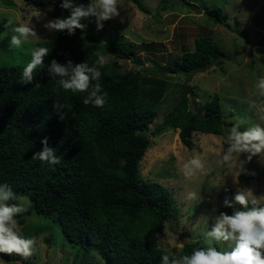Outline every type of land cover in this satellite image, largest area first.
Here are the masks:
<instances>
[{
	"label": "trees",
	"instance_id": "16d2710c",
	"mask_svg": "<svg viewBox=\"0 0 264 264\" xmlns=\"http://www.w3.org/2000/svg\"><path fill=\"white\" fill-rule=\"evenodd\" d=\"M25 1L38 11L48 9L54 17L69 12L60 8L62 0ZM127 1L143 14H151L140 0ZM88 2L75 0L76 4ZM181 2L194 6L187 0ZM205 14L216 24L229 27L222 8L206 9ZM239 25L235 20L236 30ZM81 33L79 29L72 36L66 31L52 32L40 46L49 54L44 67L34 70L32 83L21 82L23 67L0 69V185L10 186L15 194L11 204L27 193L32 206L24 215L55 214L66 239L97 252L104 264H160L162 255L173 257L158 246L155 236L176 219L174 198L161 184L143 182L138 175L139 163L151 143L149 126L169 84L154 74L190 77L221 65L226 54L213 37H200L193 51L184 52L164 70L155 65L146 67L137 57L138 44L132 41L90 40L73 45ZM96 52L113 58L99 68V83L107 93L102 108L85 105L88 93L65 92L47 75L53 59L60 64L87 62L91 67L96 63ZM120 60L133 62L137 69L123 72ZM191 92L192 87L184 85L180 102L154 129L153 136L167 128L178 129L181 143L191 150L194 134L223 135L229 124L219 95H213L202 111L195 112L190 110ZM57 101L65 105L60 114L53 109ZM45 137L60 158L57 165L33 159L43 150L41 140ZM246 177L252 179L256 174ZM221 212L231 215L233 209ZM196 248L201 247L184 244L177 258ZM12 255L0 254V260L10 264Z\"/></svg>",
	"mask_w": 264,
	"mask_h": 264
},
{
	"label": "rangeland",
	"instance_id": "374dc122",
	"mask_svg": "<svg viewBox=\"0 0 264 264\" xmlns=\"http://www.w3.org/2000/svg\"><path fill=\"white\" fill-rule=\"evenodd\" d=\"M140 1L150 15L143 14L127 0H118L119 16L105 22L100 31L96 29L94 18L82 20L87 27L72 44L85 45L90 40L132 41L138 44L137 57L146 67L155 65L164 70L184 52L193 51L195 40L200 37H213L226 54L221 65H212L190 77L154 74L164 77L169 84L156 107L157 117L149 126L147 134L151 143L139 163L138 175L143 182L161 184L174 198L176 219L164 225L155 241L161 249L177 258L184 246L183 238L196 247L206 246L203 233L211 229L215 217L224 209L225 197L231 199L238 190L251 189L249 199H255L256 205L264 207V155L254 156L249 161L246 154H241L230 167H221L217 163L222 150L227 147V130L242 121L243 131L261 123L260 117L264 115V97L255 95V84L264 77V0H187L194 6L181 0ZM214 7L224 10L229 27L216 24L207 17L205 10ZM69 15L70 12H63L54 17L48 9L38 11L25 0H0V25L3 28L0 30V69L25 68L31 60L32 50L39 48L52 34L44 24ZM9 18L14 21V26L25 24L37 35L29 37L20 48H11V35L15 33L5 27ZM235 20L240 24L238 30ZM112 60V56L107 57V63ZM120 64L123 72L137 69L131 61L120 60ZM184 85L192 87L189 94L191 111H202L204 103L213 95H219L224 119L229 124L223 135L194 134L191 150L181 143L178 129L167 128L157 136L152 135L180 102ZM197 155L205 169L192 179H185L182 166ZM252 173L256 177L248 179L246 175ZM190 192L197 193L200 199L189 200ZM15 204L26 210L32 206L27 193L19 195ZM56 218L55 214L35 212L18 216L19 234L25 239L34 238L36 244L30 257L25 259L13 254L10 264H104L97 252L86 251L69 242ZM214 246L219 251H230L226 243ZM0 264L8 263L0 260Z\"/></svg>",
	"mask_w": 264,
	"mask_h": 264
},
{
	"label": "clouds",
	"instance_id": "9594fccd",
	"mask_svg": "<svg viewBox=\"0 0 264 264\" xmlns=\"http://www.w3.org/2000/svg\"><path fill=\"white\" fill-rule=\"evenodd\" d=\"M60 8L70 12L67 18H56L44 24L49 32L66 31L69 36L75 34L77 29L84 31L86 24L82 20L94 18L97 31L104 27V23L119 16L118 0H89L87 4H76L75 0H62ZM5 27H10L15 33L11 35L9 46L20 48L29 37L36 36L32 27L25 24L14 26V21L9 18ZM45 47L35 48L31 52V60L23 69L21 82L32 83L33 72L37 67H44V58L48 56ZM97 60L93 66L87 62L73 64L69 60L66 64H60L53 59L47 66V75L56 80L59 88L65 92L88 93L83 100L85 105L102 108L106 103L107 93L102 92L100 67L107 63V57L100 52L95 53ZM59 78V79H57ZM93 81H96L93 84ZM255 95L264 97V77L259 78L255 84ZM65 107L59 101L53 103V109L58 114ZM63 119V115H60ZM261 123L254 124L241 131L242 121L234 123L227 130V147L222 150L217 163L223 166H232L241 154H246L250 161L252 157L264 155V115L260 117ZM43 150L35 153L33 159L48 162L52 165L60 163V158L53 148L48 147V138L41 140ZM205 164L202 159L193 156L182 166V174L185 179H192L198 173L203 172ZM251 189L238 190L229 199L225 197L222 207L231 208V215L220 212L215 217V222L210 230L203 233L205 247L196 248L190 255H182L179 258L165 254L160 258V264H264V207L255 206L257 201L249 197ZM15 199V194L10 186L0 185V254H16L25 259L33 254L36 240L25 239L19 232V220L17 219L26 209L17 204L8 203ZM189 200H198L197 193L190 192ZM253 205L249 207V204ZM239 205V209L235 208ZM215 211V209H213ZM216 243H226L230 251H218Z\"/></svg>",
	"mask_w": 264,
	"mask_h": 264
},
{
	"label": "water",
	"instance_id": "95a60500",
	"mask_svg": "<svg viewBox=\"0 0 264 264\" xmlns=\"http://www.w3.org/2000/svg\"><path fill=\"white\" fill-rule=\"evenodd\" d=\"M186 243V240L183 238V244H185Z\"/></svg>",
	"mask_w": 264,
	"mask_h": 264
}]
</instances>
